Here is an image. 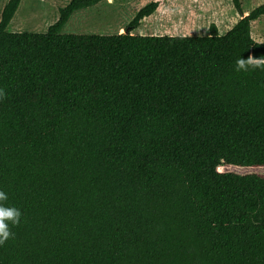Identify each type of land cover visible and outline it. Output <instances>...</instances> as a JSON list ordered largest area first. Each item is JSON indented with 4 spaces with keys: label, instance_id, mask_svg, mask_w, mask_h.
<instances>
[{
    "label": "trees",
    "instance_id": "obj_1",
    "mask_svg": "<svg viewBox=\"0 0 264 264\" xmlns=\"http://www.w3.org/2000/svg\"><path fill=\"white\" fill-rule=\"evenodd\" d=\"M7 32L0 14V191L21 213L0 264H264V59L250 23L219 34ZM223 166L219 171L218 167ZM248 169L237 172L235 169Z\"/></svg>",
    "mask_w": 264,
    "mask_h": 264
},
{
    "label": "rangeland",
    "instance_id": "obj_2",
    "mask_svg": "<svg viewBox=\"0 0 264 264\" xmlns=\"http://www.w3.org/2000/svg\"><path fill=\"white\" fill-rule=\"evenodd\" d=\"M6 0H0V10ZM70 0H21L7 32H45L59 16ZM154 0H102L94 6L77 10L71 14L61 29L64 34L122 33L135 13L145 4ZM159 7L132 32L150 36H196L208 33V25L228 19L233 24L237 16L232 14L229 0H158ZM242 10H252L264 0H240ZM234 13L235 10L233 9ZM223 25L217 32L222 34ZM250 35L256 42H264V17L253 20ZM223 166L218 170H223ZM247 172L248 169H235Z\"/></svg>",
    "mask_w": 264,
    "mask_h": 264
},
{
    "label": "clouds",
    "instance_id": "obj_3",
    "mask_svg": "<svg viewBox=\"0 0 264 264\" xmlns=\"http://www.w3.org/2000/svg\"><path fill=\"white\" fill-rule=\"evenodd\" d=\"M249 66L254 68H261L264 66V59L253 58L251 55L247 59L240 58L236 61L237 71H247ZM0 95H3L0 92ZM7 200V194L0 191V202ZM21 213L19 209L14 207H4L0 205V245H3L14 233L10 228L20 223Z\"/></svg>",
    "mask_w": 264,
    "mask_h": 264
},
{
    "label": "crops",
    "instance_id": "obj_4",
    "mask_svg": "<svg viewBox=\"0 0 264 264\" xmlns=\"http://www.w3.org/2000/svg\"><path fill=\"white\" fill-rule=\"evenodd\" d=\"M8 0H6L5 1V3L2 5V7H1V10H0V14H1V11H2V9H3V7H4V5L6 4V2H7ZM20 5V4H19ZM19 7V6H18ZM18 9V8H17ZM241 10H242V7H241ZM17 11V10H16ZM250 10H242V15L244 16V15H246L248 12H249ZM16 13V12H15ZM15 13H14V15H13V17L15 16ZM232 14H234V15H236L237 16V19H236V21L241 17V16H239V14L238 13H234V11H233V9H232ZM263 17H264V15H262ZM13 17H12V19L10 20V22H9V24L6 26V31H7V28H8V26L11 24V22H12V20H13ZM261 17V16H260ZM235 21V22H236ZM234 22V23H235ZM233 23V24H234ZM252 23V22H251ZM251 23H250V25H251ZM215 24V23H214ZM227 25V28L224 30V32H226L233 24H231V25H229V23H228V19H226L225 21H223L222 23H221V25H220V27H217V28H219V30L221 29V27L223 26V25ZM216 25V24H215ZM223 32V33H224ZM222 33V34H223ZM220 34V33H219ZM262 37H264V35H262Z\"/></svg>",
    "mask_w": 264,
    "mask_h": 264
}]
</instances>
